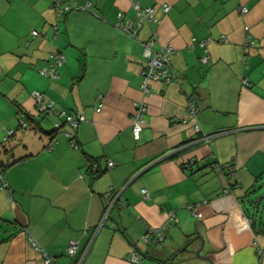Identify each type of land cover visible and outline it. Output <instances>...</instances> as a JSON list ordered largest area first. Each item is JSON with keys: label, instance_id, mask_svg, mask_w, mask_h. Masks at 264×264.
Masks as SVG:
<instances>
[{"label": "crops", "instance_id": "1", "mask_svg": "<svg viewBox=\"0 0 264 264\" xmlns=\"http://www.w3.org/2000/svg\"><path fill=\"white\" fill-rule=\"evenodd\" d=\"M89 1L57 15L51 0H0V264H43L41 253L59 264L83 253L81 264H126L132 250L142 264H264V199L251 203L264 192L251 194L264 181V0ZM134 4L150 8L152 20L136 24ZM245 27L253 47L244 45ZM153 33V50L172 46L175 77L149 81L143 96L142 44ZM54 52L66 62L50 81L38 70ZM33 92L57 111L83 114L71 132L75 148L61 134L49 145L56 119L35 115ZM188 100L208 143L185 122ZM141 102L145 125L135 138ZM25 116L35 121L24 129ZM91 159L104 170L94 179ZM121 188L127 207L111 210L94 232L109 190ZM202 202L193 217L186 206ZM162 226L164 241L146 246L147 230ZM70 238L78 241L74 258L66 256Z\"/></svg>", "mask_w": 264, "mask_h": 264}, {"label": "built area", "instance_id": "2", "mask_svg": "<svg viewBox=\"0 0 264 264\" xmlns=\"http://www.w3.org/2000/svg\"><path fill=\"white\" fill-rule=\"evenodd\" d=\"M52 8L55 10L56 14H60L62 11L64 13L70 12L72 10H86L89 7L90 1L87 0L86 4L81 7L78 6L76 3H68L66 0H51ZM168 6H163V11L166 12L168 10ZM134 9L136 11V19L137 23L139 24L142 19L147 21L152 20V11L150 8L140 9L137 4H134ZM239 12L243 15L247 12L246 8L240 7ZM120 28H122L123 32L129 33L130 36L136 33V29L132 27L129 23H119ZM56 30V28H54ZM246 40L244 45L248 47L254 46V41L251 39L247 32V28H244ZM36 31H31V36H37ZM155 40V34L153 33L152 37L142 44L143 51H144V58L145 62L143 64V69L140 73L141 75V83H140V91L143 96H146L149 92L148 82L149 81H161L163 83H169L174 80V73L170 66V54L173 52V48L171 45H165L158 49L157 51L153 50V42ZM210 43V40H206V42L199 43V46L203 49V54L199 59V62L202 64H207L210 57L207 51V45ZM66 62L65 56L61 52H54L49 55V58L46 62L45 67L38 70L40 76L50 80L55 81L58 79V72L64 66ZM242 85L244 87L248 86V82L246 79H242ZM31 98L35 105V115L39 116H47V117H54L56 119L55 123L53 124L54 134H61L63 135L69 142V144L75 148L77 146L75 142L74 135L71 132H75L77 126L85 121V118L82 113H73L68 114L64 111H57L53 107L52 103L45 102L44 97L39 92H33L31 94ZM99 99V97H97ZM134 114L131 121V131L135 138H137L145 125L144 115L146 113V105L144 103H136L135 105ZM101 108V104L95 106V112H99ZM198 109L196 108L194 102L192 100L187 101L186 107V120L185 122L192 123V130L194 133H201L200 126L198 125L196 118H197ZM183 122V123H185ZM19 126L25 127V121L19 120ZM69 130V131H68ZM227 131H223L220 133H224ZM13 131H10L8 135L12 134ZM202 134V133H201ZM200 134V135H201ZM218 134V133H217ZM212 135H205L202 134L200 141L204 143H208L209 138ZM95 164H93L94 168ZM114 166L112 161L107 162V168L110 169ZM228 167V165H226ZM227 169V168H225ZM229 171H232L231 168L228 167ZM6 187V184L2 177L0 176V188ZM122 189L114 190L111 195V199L107 202L102 218L96 227V232L99 227L102 226L103 220L107 217L108 212L111 210L115 200L120 196ZM227 192V189L224 190V193ZM140 193L143 198H148L147 193L144 189L140 190ZM264 195V194H263ZM207 204V202H203L201 204H191L186 206L187 211L193 216L200 219L201 215L198 212V209L202 206ZM174 213L170 212L168 214V221L172 222L174 219ZM166 226H162L161 228H157L155 230H147L148 235L151 233L154 237L156 236L155 240L161 241L163 237V232L165 231ZM141 240L145 243L147 242V235L142 237ZM35 250L41 251L38 246L34 243H31ZM78 251V241L74 238H70L67 243L66 247V256L69 258H74ZM42 254V263L43 264H58L56 259L46 255L45 253ZM258 256H261V251L257 250ZM84 253L81 255L79 260L74 261L70 264H81L83 260ZM126 264H141L140 258L134 252H130L126 256Z\"/></svg>", "mask_w": 264, "mask_h": 264}, {"label": "trees", "instance_id": "3", "mask_svg": "<svg viewBox=\"0 0 264 264\" xmlns=\"http://www.w3.org/2000/svg\"><path fill=\"white\" fill-rule=\"evenodd\" d=\"M25 117H26V120H24V121H25L26 126L23 127L24 129L27 127V125H28L27 123H28V122H32V123H33V122L35 121V119L32 118V117H30V116H25ZM53 135H54V136L51 138V141H50V143H49L50 146L53 144V141H54V140H53L54 137H55L54 130H53ZM106 163H107V162H106ZM93 164H95L94 168L92 167ZM105 167H107V166H105ZM1 169H2V171H3V168H1ZM224 169H225V168H224ZM227 170H228V169H227ZM86 171H87V173H89L90 178H92V179L99 177V176L101 175V173L104 172V170L101 168V166H100V164H99V160H98V159H91V160H88ZM0 176H1V175H0ZM4 189H5V187H4ZM121 189L123 190V188H121ZM114 190H118V189H110V190H109V195L106 196V199L103 200V205H102V215H103V212H104L105 206H106L107 202L111 199V195H112V192H113ZM259 192H261V190H260ZM121 193H122V192H121ZM120 195H121V194H120ZM119 198H120V196L115 200V202H114V204H113L111 210H113V209H115V208H118V207H121V208H126V207H127L126 202H124V201H120ZM262 200H263V199H262ZM257 201H258V200H257V198H256V200H254V202H253V206L255 205V203H256ZM202 203H203V202H202ZM198 204H201V203H198ZM187 206H188V205H187ZM111 210L108 212L107 217L103 220V224H104V223L106 222V220L108 219ZM102 215H101V218H102ZM195 218H196V217H195ZM253 219H254V218H253ZM253 219L250 221V225H251L252 228L254 227V226H253V224H254V220H253ZM100 220H101V219H100ZM263 222H264V221H262V223H263ZM103 224H102V225H103ZM95 229H96V228H95ZM153 230H155V229H153ZM165 232H166V229H165V231L163 232V237H162V240H161V241H157V240H155L156 236L154 237V236L150 233V234H149V235H150V238L147 239V242H145L146 246H147V245H148V246L157 245V244L163 242L164 239H165ZM147 234H148V233H147ZM74 239H75V238H74ZM131 252H134L135 254L138 255V257L140 258V263L142 264V257H143L142 253H139V252H137L136 250H132ZM129 253H130V252H129ZM129 253H128V254H129ZM126 256H127V255H126ZM126 256H125V261H126ZM78 258H79V257H76V260H78ZM76 260H75V261H76ZM58 264H59V263H58Z\"/></svg>", "mask_w": 264, "mask_h": 264}, {"label": "water", "instance_id": "4", "mask_svg": "<svg viewBox=\"0 0 264 264\" xmlns=\"http://www.w3.org/2000/svg\"><path fill=\"white\" fill-rule=\"evenodd\" d=\"M261 188H262V185H259V186H257L256 188H254V190L251 192V194H256V193H258L260 190H261ZM263 194H264V192H263ZM262 194V196L261 197H259L257 200V202L255 203V205L254 206H257V204H258V202L259 201H261L262 199H264V195ZM253 202H254V200H251V203L253 204ZM255 208V207H254ZM199 252H197V255H199L198 254Z\"/></svg>", "mask_w": 264, "mask_h": 264}, {"label": "rangeland", "instance_id": "5", "mask_svg": "<svg viewBox=\"0 0 264 264\" xmlns=\"http://www.w3.org/2000/svg\"><path fill=\"white\" fill-rule=\"evenodd\" d=\"M43 117V116H42ZM46 118V117H44ZM45 123V122H44ZM50 127V124H47ZM262 192L264 191V181L262 180ZM84 257V256H83ZM81 258V256H79L78 260ZM57 262V261H56ZM82 262V261H81ZM203 264H209L208 262H203ZM211 264V263H210Z\"/></svg>", "mask_w": 264, "mask_h": 264}]
</instances>
